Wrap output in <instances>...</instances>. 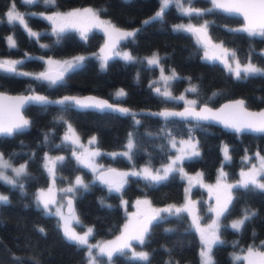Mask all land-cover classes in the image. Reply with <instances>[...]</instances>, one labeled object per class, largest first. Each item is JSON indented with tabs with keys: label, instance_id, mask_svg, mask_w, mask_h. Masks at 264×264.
<instances>
[{
	"label": "trees",
	"instance_id": "1",
	"mask_svg": "<svg viewBox=\"0 0 264 264\" xmlns=\"http://www.w3.org/2000/svg\"><path fill=\"white\" fill-rule=\"evenodd\" d=\"M11 2L0 0V18ZM15 4L24 10H64L81 5L106 8L107 11L101 15L108 17L116 26H135L140 29L135 38L122 40V44L135 54L157 50L161 53L163 66L175 69L182 79L170 81L173 91L182 90L191 83L197 86L198 92L189 94L195 96L198 103L217 105L227 98L242 97L250 107L264 106V76L236 79L218 61L201 58V44L194 39L193 34L177 31L171 26L172 22L187 18L196 24L207 21L208 35L212 40H220L232 47L240 60L251 58L257 64L264 65V54L258 51L264 47V38L229 31L244 27L241 20L234 16L213 9L205 12L203 17H189L175 5H170L165 9L162 19L144 24V18L158 9L159 0H56L55 6L43 3L28 6L22 0H15ZM193 7L201 10L212 8L209 0H193ZM26 17L31 25L40 30L38 38L30 37L18 22L15 26L0 23V56L24 60V64L18 65V70L33 73V70L43 68L44 61L40 58L45 56L70 57L86 53L85 59L80 67L67 73L64 81L55 87L32 77L0 72V89L20 92L33 87L50 96L67 92H94L134 108L157 109L182 105L178 100L166 99L153 91L150 80L157 74L158 66L148 65L139 59L126 61L115 56L107 60L105 68H101L97 57L88 52L97 49L102 43L103 31L94 29L84 39L71 30L62 34V39L57 42L56 34L48 31L50 23L46 19L39 15ZM8 32L12 33L16 48H9L6 42ZM25 53L32 59H25ZM188 78H191L190 82ZM119 88L124 90L125 96H115L114 92ZM24 113L31 122L27 130L11 137L0 136V150L15 162L25 161L29 173L22 180L23 192L19 187L0 181V188L9 197L8 203L0 204V264H36L37 261L39 264H75L86 260L85 248H78L64 238L62 229L58 227L57 216L46 215L34 202L36 189L46 185L50 178V173L44 167L46 158L55 161L58 179L76 173L88 179L87 188L74 197V208L80 220L92 226L93 236L109 237L116 233L125 218V205L130 207L134 199L142 197L150 203L162 205L170 201L179 202L183 198L184 180L179 172L171 173L166 181L159 184L129 176L119 192L91 180L90 171L71 154L72 145L63 139L69 124L81 138L94 135L96 145L105 149L121 148L131 133L137 144L132 160L123 155L112 157L100 154V158L108 163L107 166L122 170L142 163L155 166L167 161L173 149L164 133L169 132L176 140H183L188 138L189 129H192L191 135L199 142L200 155L185 158L182 166L187 170L201 169L206 180H214L217 173L224 180L234 179L245 166L246 156L253 158L257 152L264 154V133L237 134L207 123L175 118L166 120L149 114L119 115L107 111L76 110L68 105L44 107L31 104L26 106ZM61 116L63 121L59 119ZM45 134H48L47 141L44 139ZM225 145L228 146L230 160L225 159ZM58 154H63L62 161L56 160ZM261 179L264 182V177ZM201 190L202 187L194 186L192 194L199 196ZM228 208L229 213L222 216L219 229L224 243L213 248L216 264H238L239 261L237 263L233 259L234 252H240L249 245L264 244V193L247 192L236 187ZM245 209L255 211L257 215L237 232L226 223L230 217L239 215ZM40 228L45 230L46 235L39 231ZM135 245L150 253V264H167L169 260L199 264L200 239L190 226L185 212L181 218L168 216L166 220L153 222L146 243L140 245L135 242ZM14 256L21 260H14ZM98 257L99 264H107L106 256ZM111 264L144 262L132 260L127 255L114 254Z\"/></svg>",
	"mask_w": 264,
	"mask_h": 264
},
{
	"label": "snow or ice",
	"instance_id": "2",
	"mask_svg": "<svg viewBox=\"0 0 264 264\" xmlns=\"http://www.w3.org/2000/svg\"><path fill=\"white\" fill-rule=\"evenodd\" d=\"M22 3L28 6L43 3L50 6L56 5V0H22ZM213 8L209 9H198L193 7V0H161L160 10L155 13L149 20H145L144 24H149L152 21L162 19L165 14V9L170 5H175L179 10L186 16H198L203 17L205 12H211L213 9H218L220 11L239 15L244 18L245 25L239 29H229V31L244 32L249 37H260L264 38V0H211ZM106 8L102 9H92L86 8L83 10L76 9L66 13L55 12L53 15L44 16L43 18L50 21L53 25L52 31L56 34L59 42L62 39V34L77 30L80 32L82 38L86 39V33L90 27L102 28L111 39L115 36L116 41L127 40L129 38H135L136 33L140 29H135L132 31L122 30L118 28L110 20L101 19V13L106 12ZM7 19L6 21L0 20V23H8L15 26L18 22L24 27L30 37L38 38L41 34L32 31L31 28L25 22L24 16L26 14L20 13L16 9L15 0H12L9 10L5 13ZM27 15H36L35 13H27ZM42 15V14H41ZM209 24L205 21L199 27L188 24V25H177L175 30L186 31L194 33L197 36L198 43H201L205 48V59L216 60L221 59L222 62L227 67L228 71L232 73L236 79H248L250 76H264V67H258L254 64L251 58L247 59L246 63L241 64L239 58L234 50H229L224 48L223 44L216 45L212 42L211 37L208 35ZM7 42L9 48H16V41L11 37H7ZM43 47H48L47 45H42ZM108 47V45H106ZM222 49L223 55L217 57L214 53L209 55V50L215 48ZM101 51H104L103 49ZM120 55V53H116ZM229 57H231V63L229 62ZM122 58L126 61H133L134 57L125 52ZM25 59H32L25 53ZM43 59V58H40ZM85 57L77 56L69 60L64 61H53L49 59L46 63L49 65V70L45 72H40L38 74H33L29 72H23L18 70V65L24 64V60H5L0 59V72H4L14 76H24L32 77L36 81L46 82L50 87H55L56 85L64 81L65 75L69 72L76 70L80 67L84 61ZM104 63L102 67H106L108 57H104ZM160 56L154 53L150 58H147V63L152 66H160ZM55 64L57 66V71L52 72L51 66ZM161 79L167 84L170 80L182 79L178 76L175 69L171 70L170 76H165L163 73V68L161 67ZM189 82L191 78H188ZM155 83V82H154ZM155 91L165 97L166 99H180L184 100L185 97L181 95L180 97H173L170 92L164 91L161 93L160 88H156ZM186 92L197 93L198 88L196 85L190 83V87L186 89ZM117 97H123L126 95L123 89L116 93ZM3 101H8L5 104ZM35 103L44 107L50 104L68 105L72 104L78 108H94L100 111L105 109H113L115 111L122 112L124 114H130V109L127 108H114L112 104L107 101L99 100L95 97H64L59 100H49L48 97L42 95H28V96H18V97H8L0 94V136L11 137L19 133H23L31 125V122L26 119L22 113L21 109L28 104ZM187 107L183 112H161L157 115L163 116L166 120L169 117H180L182 119H191L197 122L205 120H215L224 124L226 128L233 130L236 133L253 132V133H264V111L259 113H252L245 109L243 100L236 101L235 104L225 105L218 111H213L207 105L200 108L199 111L196 110V100H188ZM60 121H63L61 116ZM139 123V121H136ZM197 127L199 124L196 125ZM68 132L64 136L65 141H69L73 144L79 143V137L76 134L75 129L69 124L67 126ZM192 129H189L188 139L180 140L179 143L182 147L178 150L179 154L176 155L168 164L162 166L161 169L153 170L150 166H145L139 171H131L119 173V180H112L107 178V173L102 174L100 179L109 185L110 190H115L119 192L123 187L128 176L140 177L145 181L152 184H159L166 181L169 175L174 172H183L181 167L185 158L191 159L193 157H198L200 152L198 150V141L191 135ZM70 133V134H69ZM165 136L169 138V143L173 148L176 147L177 141L175 136L169 132L164 133ZM45 141L48 140V134H45ZM96 138L93 137L89 143H95ZM136 140L133 138L132 134H129L127 149L128 151L121 153L127 157L129 160L133 158V150L136 149ZM224 156L226 160H230L228 146L225 145L223 148ZM75 155V153H73ZM98 152H93L91 155H98ZM259 160V168L256 165H252L247 172H242V179L237 185H228L227 189L233 187L242 188L247 192L259 191L264 193V182H261L260 177H264V156L260 153L254 154ZM63 157H57L56 160L62 161ZM81 163H84L88 167H92L95 170L94 165L90 160H83L77 157ZM245 159H251V157H245ZM55 161L51 158H46V163L44 167L49 173L54 174ZM14 175H8V170ZM109 172H114V170H109ZM29 175L27 171V164H21L18 167H14L9 159L4 157V154L0 152V181L5 184L11 185L12 187H19L23 192L24 184L21 178L27 177ZM222 175H224L222 173ZM75 186H80L87 188V185L83 183L80 177L75 180ZM75 186L62 189L66 193H72L76 190ZM36 205L38 208H42L46 215H55L59 217L58 227L62 229V233L66 241L70 244L77 246L78 248H86V264H99L98 255L107 257V264H111L114 254L128 255L130 259L144 262V264H150L151 256L147 251H136L133 247V241L140 245L146 243V238L150 235L151 226L153 222H159L161 220H166L168 216H175L181 218V214L184 212H190V204H185L181 207L176 205H169L162 209H152L150 208V201H137V204H144L149 206V212L144 214L141 218L137 219L134 223L130 222L124 226V232L121 236L117 237L115 241H109L103 245H96L89 243V237L94 234V230L91 227L87 228V231L78 233L73 227V222L76 224H81L79 217L75 215L74 209L72 207V201L69 200L67 207L71 215H65L63 212L64 205H58L56 198L53 194L51 188L47 191L41 189L38 194L35 195ZM9 202V197L0 194V204H6ZM232 202V196L228 195L222 206L217 209H212L216 213L217 220L229 213L228 205ZM217 203L219 204V197L217 198ZM51 205H57L55 210L50 207ZM166 213L167 216L162 215ZM256 212L250 209H245L242 217L240 219L234 220L230 227L237 232H240L247 221H250ZM193 223L197 227V231L200 233L201 250H200V264H216L213 256V248L224 243L219 235V226L217 221H213L208 229L200 228L196 217H193ZM39 231L45 234V230L40 228ZM166 231H172V229H166ZM264 243V242H262ZM98 249V255L93 253V249ZM171 252V250H167ZM14 260H21L20 257H13ZM234 260H247L248 264H264V251H255L253 247L247 249V255L241 257L234 255ZM36 264H39L37 261ZM167 264H179L178 261L169 260Z\"/></svg>",
	"mask_w": 264,
	"mask_h": 264
},
{
	"label": "rangeland",
	"instance_id": "3",
	"mask_svg": "<svg viewBox=\"0 0 264 264\" xmlns=\"http://www.w3.org/2000/svg\"><path fill=\"white\" fill-rule=\"evenodd\" d=\"M160 7H161V0H159L158 9L154 13H152L151 15L147 16L146 18H144V20H147L148 18L154 16L155 13L160 10ZM9 8H10V6H9ZM9 8L5 11V13L9 10ZM86 8L99 9L98 7L92 6V5H81V6L69 7V8L64 9V10H56V9H52V8H48V9L30 8L28 10H24L21 7L16 5V9L20 13H24V14L35 13L36 15H39V16H42V17L53 15L55 12L66 13V12H69V11H72V10H76V9L83 10V9H86ZM177 9L179 10V8H177ZM5 13H4V16L1 17L0 19H4V20L7 19ZM26 16L27 15L24 16V19H25V22L28 25V27L31 28L32 31L39 32L40 30L38 28H36L35 26L31 25L27 21V17ZM101 19L110 20L108 17L103 16V15H101ZM48 22L50 23V25L48 26L49 27L48 31L53 32L52 31L53 25H52V23L50 21H48ZM188 24L195 25L196 23H194L191 18H187V19H182V20H178V21L172 22L171 26H172V28L175 29V26H177V25H188ZM199 24H203V23L200 22ZM118 28H120L122 30H127V31H132V30L136 29L135 26L134 27H118ZM94 29L103 31L104 40L102 41V43L99 45V47L97 49H95L93 51H90L88 53H91V54H93L94 56L97 57L98 62H99V66L101 68H105V67H102V64L104 63V59H103L104 57H108V59L111 58V57H115V56H118V57L122 58L123 53H125V52L131 54L134 57V59H139V60L143 61L146 64H148L147 63V58H150L154 53L159 54V56L161 57V53L158 52L157 50H154V51H152L150 53H145V54H135L132 51H130V49L126 45L121 43V41L123 39H121L118 42H115L113 44V42L116 41L115 36H113L110 39L109 35L107 34V32H105L102 28L90 27L89 30L87 31V33L88 32L90 33ZM75 31H76V33L79 36H81L79 31H77V30H75ZM87 33H86V35H87ZM189 33H191V32H189ZM191 34H193L194 39L198 42L197 36L194 33H191ZM9 36H11L14 39L12 33L8 32L6 34V42H7V37H9ZM213 43L216 44V45L223 44L220 40H213ZM7 44H8V42H7ZM43 44H45V43H43ZM106 45H108V47H106ZM223 46H224V48H227L230 51L233 50L232 47H230V46H227L225 44H223ZM102 49L104 51H101ZM258 51H260L261 53L264 54V47L260 48ZM116 53H120V55H116ZM213 53L217 57H221L223 55L222 49H220L218 47L215 48V49H211L210 48L209 55H212ZM85 54L86 53H79V54H74V55H72L70 57H57V56H47L46 57L45 56V57H43V61H44L43 62V68L49 67V65L46 63V61H48L49 59H52L53 61H64V60L72 59L73 57H77V56L85 57ZM204 57H205V48L201 44V58L204 59V60H210V59H205ZM0 59L19 60L17 58H11V57H5V56H0ZM247 59L248 58H246L244 60H240V59L239 60H240L241 64H243V63L247 62ZM211 61H218L220 64H222L227 69L225 64L219 58L216 59V60H211ZM229 62L230 63L232 62L231 61V57H229ZM252 62L254 64H256L258 67H264V65H259L256 62H254L253 60H252ZM51 67L56 68L57 66L55 64H53ZM161 67L163 68V73H164L165 76H170L171 75V70L173 69V68H170V67L169 68H165L163 66L161 60H160V66H158V72L150 80L151 87H152L154 92H156L155 89L158 87V88H160L161 93L164 92V91H168V92L171 93V95L173 97H180L181 95H183L185 97L184 100L175 99V100L180 101V103L182 105H187L186 102L188 100H193L194 99V100L197 101L195 96L189 94V92H186V89H188L190 87V84L186 85L182 90H179L177 92L173 91V89H172V87L170 85V81L171 80L168 81L167 84H165V81L161 79ZM43 68H41L39 70H33V74L40 73V71ZM19 71H22V70H19ZM178 76H179V74H178ZM121 89L122 88H119V89L115 90V92H114L115 96H117L116 93L119 90H121ZM197 104H199V103L197 102ZM67 132H68V130L66 131V133ZM65 134H64V136H65ZM76 134L79 137V143L78 144H73V143H71L69 141H65V140L64 141L65 142H69L72 145V148H71L70 151H71L72 155H74L73 153H75L74 157H76V159H77V157H80L83 160H90L91 161V163L95 167V170H93L92 167H88L84 163H81V161L77 159V161L79 163H81L85 168H87L90 171L91 180L99 181L100 183H102L100 180H98L95 177V173L99 169L106 167L108 165V163L103 161L100 158V154L103 153L104 155H109V156L114 157V156L120 155L121 153H124V152L128 151L127 143H128V138H129V134L130 133L128 134V137L126 138V141L124 142V145L121 148H117V149H105V148H102V147L99 148L96 145V141H95V143H89V141L93 137H95L94 135H89V136L81 138L80 135L77 132H76ZM187 139H183V140H187ZM180 140H182V139L176 140L177 144H176L175 148H173L171 146L173 151H172V153L170 155V159H168L167 161H165V162H163L161 164L155 165V166H152V165L147 164V163H142V164H139V165H136V166H129L125 170H122V169H120V170H122L123 172H131V171H134V170L135 171H139L140 169H142L146 165L150 166L153 170L161 169L162 166L168 164L176 155L179 154L178 150L182 147V145L179 143ZM0 152H2V151L0 150ZM93 152H98L99 154L93 156V155H91V153H93ZM260 155L264 156L263 153H260ZM62 156H63V154H58L57 155V157H62ZM4 157L6 159H9L14 167H18L21 164H25V161L15 162V161L11 160L5 154H4ZM246 157H251V156H246ZM244 161H245V166L243 167V169L240 171V173L238 174V176L236 178L231 179V180L222 179L221 177L218 176V173L216 174V177H215L214 180H206L203 177V175H202L201 169L198 168V169H195V170H187L181 165V167L183 168V172H179V173H180L181 177L184 180V182H183L184 183L183 184V198L181 199V201H179V202L170 201V202L164 203L162 205L150 203V208H152V209H162V208L168 207L169 205H176L177 207H181V206H183L185 204H190V207H191L190 212H185V213L188 216L190 226L196 231V233L198 234V237L200 239V233H199V231H197V227L193 223V217L197 218L200 228L208 229V226L211 225L213 223V221H217L219 229H220V226L222 224V216L217 220L216 213L214 211H212V209H217L220 206H222L228 195L232 196L233 190L236 187H233V188H231L229 190V189H227L226 186H228V185H237L238 182L242 179L241 173L249 171V169H250V167L252 165H256L257 168H259V160H258V158L256 156H254L251 159H244ZM7 174L10 175V176L14 175L11 172L10 169L8 170ZM77 177H80L82 179L83 183L88 185V182H87L88 179H85L80 173L73 174V175H71L69 177L64 176L62 179H58L57 173L55 172V167H54V174L50 173V178H49L48 183L46 185L40 186L39 188L36 189V192L34 193V202H35V204H36L35 195L38 194L41 189L47 191V189L51 188L52 191H53V194H54V196L56 198L57 204L58 205H65V200H64V196L65 195H71V196L75 197L77 193H80L83 189H85V188L80 187V186H75V180H76ZM127 178H126V180H127ZM21 179L23 180V178H21ZM260 179H261V177H260ZM261 182H263L262 179H261ZM71 186H75L76 187V190L74 192L66 193V192L62 191V189H66V188L71 187ZM106 186L109 189V185L107 184ZM194 186L202 187L201 194L199 196H195L194 194H192V188ZM0 194H3V195L7 196L6 192L4 190H2L1 188H0ZM218 197H219V201H220L219 204L217 203V198ZM144 200H145V198L140 197V198L132 200L131 201L132 205L130 207L125 205V218H124L119 230L116 233H114L113 235H111L109 237L93 236L92 235V236L89 237V243L90 244H96V245H103V244H105V243H107L109 241H115L117 239V237H119V236H121L123 234L125 225L129 224L130 222L134 223L137 219L141 218L144 214L149 212V206L148 205H144V204L138 205L137 204V201H144ZM56 206L57 205H51L50 207H52V209L55 210ZM62 210H63L65 215H71L70 212L64 211V208ZM74 212H75V208H74ZM243 213L244 212L240 213L237 216L230 217L226 224H228L230 226L231 223L234 220L240 219L242 217ZM162 214H166V213H162ZM75 215H77V212H75ZM57 218L59 220V217H57ZM73 227L75 228V230L78 233H81V234L83 232L87 231L88 227L92 228V226L90 224H87V223H84V222H82L81 224H76L75 222H73ZM219 235H220V232H219ZM132 243H133V247L136 249V251H141V250L147 251V250H145L143 248L137 247L135 245V241H133ZM249 247H253L255 251H264V244H261V245H249V246H247L246 248H244L240 252H234L233 253V257H234V255H238V256H241V257L247 255V249ZM85 250L87 251L86 248H85ZM200 250H201V241H200L199 253H200ZM93 253L98 255V249L94 248L93 249ZM238 261H239V263H238ZM98 262L100 263L99 257H98ZM236 262L238 264H248L247 260H243V259L242 260H236ZM75 264H86V260L84 262H82V263H75ZM179 264H189V263L185 262V263H179ZM199 264H200V255H199Z\"/></svg>",
	"mask_w": 264,
	"mask_h": 264
},
{
	"label": "water",
	"instance_id": "4",
	"mask_svg": "<svg viewBox=\"0 0 264 264\" xmlns=\"http://www.w3.org/2000/svg\"><path fill=\"white\" fill-rule=\"evenodd\" d=\"M210 3H211V0H209ZM211 6L213 8V5L211 3ZM216 11L222 13V14H226V15H229V16H234L236 18H238L239 20H241V23L243 25H245V21H244V18L242 16H239V15H234V14H229V13H226V12H223V11H220L218 9H215ZM195 26L199 27L200 25L199 24H195ZM212 40V39H211ZM213 42V40H212ZM49 70V67L47 68H44L43 70H41L40 72H45V71H48ZM51 70L53 73H55L58 69L57 67L54 68V67H51ZM0 94H3L5 96H8V97H18V96H28V95H42V96H46L49 98V100H59V99H62L64 97H78V98H85V97H95L99 100H104V101H107L109 104H112L114 108H127V109H130V114H127V115H139V114H149V115H152V116H156L160 119H165L163 116H160V115H157L158 113H161V112H165V111H168V112H183L185 110V108L188 106V105H181V106H163V107H160V108H157V109H146V108H134V107H130L129 105L127 104H124L122 102H119V101H116V100H111L109 99L108 97L106 96H103V95H100V94H96L94 92H84V93H70V92H67V93H62L60 95H56V96H50L48 95L46 92L42 91V90H37L35 88H30L29 90L27 91H20V92H11V91H7V90H4V89H0ZM240 100H243L245 102V99L242 98V97H234V98H227V99H224L222 100L221 102H219L217 105H210L208 103H199L197 104L195 107H196V110L199 111L200 108L204 105H207L209 108H211L213 111H218L219 109L223 108L225 105H232V104H235L236 101H240ZM3 103L7 104L9 103L8 101H3ZM31 104H34V105H38V104H35V103H31ZM31 104H28V105H31ZM28 105H25L22 109H21V113L22 115L28 119L30 121V117L28 115H26L24 113V109L26 108V106ZM50 105H58V106H62V105H59V104H50ZM69 107H72L76 110H94V111H97V112H104V111H107V112H113V113H117L119 115H126L122 112H119V111H115L113 109H105L103 111H100L98 109H94V108H78L76 107L75 105H72V104H68ZM244 107L247 111L249 112H252V113H259V112H262L264 111V106H261V107H250L246 104H244ZM170 118H175V119H179V120H184V121H192V122H197L195 120H191L190 118L189 119H182L180 117H169L168 119ZM200 123H207V124H212V125H215V126H218L219 128H221L222 130H225L227 132H234L233 130L229 129V128H226L224 126L223 123L221 122H218V121H215V120H205V121H199ZM27 130V129H26ZM236 133V132H234ZM244 133H250V134H261V133H253V132H244ZM237 134H241V133H237ZM109 170H114V172H109ZM107 173V178L108 179H112V180H119V173H124L122 170L118 169V168H115L113 166H107V167H104V168H101L99 169L96 173H95V177L100 180L103 184H105L101 179H100V176L102 174H105ZM107 185V184H105ZM64 200H65V205H64V211L66 212H69V209L67 207V203L69 200L72 201V207L74 209V197L71 196V195H65L64 196Z\"/></svg>",
	"mask_w": 264,
	"mask_h": 264
}]
</instances>
